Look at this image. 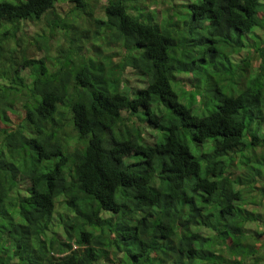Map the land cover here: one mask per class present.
I'll list each match as a JSON object with an SVG mask.
<instances>
[{
	"label": "clouds",
	"instance_id": "9594fccd",
	"mask_svg": "<svg viewBox=\"0 0 264 264\" xmlns=\"http://www.w3.org/2000/svg\"><path fill=\"white\" fill-rule=\"evenodd\" d=\"M0 264H264V0H0Z\"/></svg>",
	"mask_w": 264,
	"mask_h": 264
}]
</instances>
